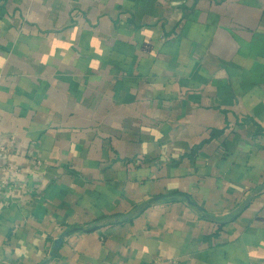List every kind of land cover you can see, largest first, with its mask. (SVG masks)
Returning a JSON list of instances; mask_svg holds the SVG:
<instances>
[{"label": "crops", "instance_id": "crops-1", "mask_svg": "<svg viewBox=\"0 0 264 264\" xmlns=\"http://www.w3.org/2000/svg\"><path fill=\"white\" fill-rule=\"evenodd\" d=\"M0 185V264H264V0H0Z\"/></svg>", "mask_w": 264, "mask_h": 264}, {"label": "water", "instance_id": "water-1", "mask_svg": "<svg viewBox=\"0 0 264 264\" xmlns=\"http://www.w3.org/2000/svg\"><path fill=\"white\" fill-rule=\"evenodd\" d=\"M189 202L190 199H189ZM91 229H85V228H79V227H72V228H69L67 229L66 231H64V233H62L53 243V246H52V253L50 255V257L48 258L47 262L49 260H51L55 254L59 251V249L61 248L65 238L69 237L70 235L74 234V233H78V232H88L90 231Z\"/></svg>", "mask_w": 264, "mask_h": 264}, {"label": "built area", "instance_id": "built-area-1", "mask_svg": "<svg viewBox=\"0 0 264 264\" xmlns=\"http://www.w3.org/2000/svg\"><path fill=\"white\" fill-rule=\"evenodd\" d=\"M1 191H2V186L0 185V194H1Z\"/></svg>", "mask_w": 264, "mask_h": 264}]
</instances>
